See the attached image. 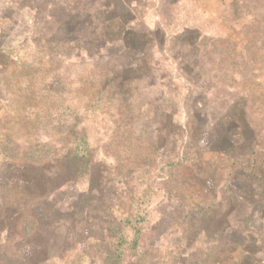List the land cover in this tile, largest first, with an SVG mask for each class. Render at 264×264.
Here are the masks:
<instances>
[{
  "label": "rangeland",
  "instance_id": "obj_1",
  "mask_svg": "<svg viewBox=\"0 0 264 264\" xmlns=\"http://www.w3.org/2000/svg\"><path fill=\"white\" fill-rule=\"evenodd\" d=\"M0 34V264H264V0H0ZM71 130L40 203L5 160Z\"/></svg>",
  "mask_w": 264,
  "mask_h": 264
},
{
  "label": "trees",
  "instance_id": "obj_2",
  "mask_svg": "<svg viewBox=\"0 0 264 264\" xmlns=\"http://www.w3.org/2000/svg\"><path fill=\"white\" fill-rule=\"evenodd\" d=\"M11 34L7 35H1L0 34V54L4 55L6 53H9V48L7 47V42L9 41V37ZM61 42V41H59ZM48 92H52L49 90ZM65 113V112H64ZM68 113L62 117L61 115L58 116L57 123L60 124L58 120H63L68 118ZM20 114H17L16 116L13 115L10 117V119L14 120V124L17 126V130L15 134L9 136L6 133H2L1 127L2 125V119H0V154L3 155L5 152V143L10 140V137H16V135L19 134L21 131V127L18 126L20 119ZM46 118V119H45ZM55 113L53 115H45L43 119L46 121L54 120L55 122ZM2 120V121H1ZM18 120V121H17ZM63 121V124L66 125L67 122ZM22 122V121H21ZM72 139L71 142L68 143L67 148L63 151L62 154L55 156L53 160L50 162L51 165H54V171L45 170L46 166H42V168L37 167L36 165L32 164L28 160H21L18 163H8L5 159V163L8 167H17L20 169L19 174L23 173H33L36 177L40 176L41 179L39 180H31V184L35 186H31L33 189L31 191V194L36 196L35 198L40 200V203L43 201L45 202L48 200L49 197H52L54 194H56L58 191L62 190L66 187L68 184H75L77 180L80 178L81 175L84 173H87L88 166H89V152H88V146L85 140V136L82 131H73L71 130ZM31 136V135H29ZM34 136V134L32 135ZM0 155V156H1ZM57 165H61L62 168L57 167ZM50 167V166H49ZM47 175V176H46ZM35 176H33L35 178ZM23 179V178H22ZM21 184H24V180ZM38 192L37 195L35 192ZM121 255L117 256L120 257ZM109 262L113 260L109 257ZM107 264H120L119 260L111 261Z\"/></svg>",
  "mask_w": 264,
  "mask_h": 264
}]
</instances>
